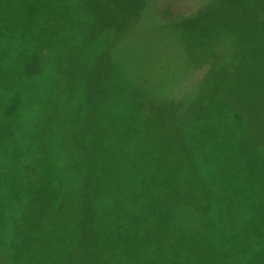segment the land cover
Here are the masks:
<instances>
[{
	"label": "rangeland",
	"instance_id": "374dc122",
	"mask_svg": "<svg viewBox=\"0 0 264 264\" xmlns=\"http://www.w3.org/2000/svg\"><path fill=\"white\" fill-rule=\"evenodd\" d=\"M111 2L0 0V264H264V113L227 111L259 73L224 65V0Z\"/></svg>",
	"mask_w": 264,
	"mask_h": 264
},
{
	"label": "trees",
	"instance_id": "16d2710c",
	"mask_svg": "<svg viewBox=\"0 0 264 264\" xmlns=\"http://www.w3.org/2000/svg\"><path fill=\"white\" fill-rule=\"evenodd\" d=\"M112 3L114 4L111 0H105V4L110 5V7H112ZM212 15L214 16V14ZM208 21L216 30L219 29V20L208 19ZM40 23L42 24L45 22L42 21ZM120 28L122 27L116 30L119 31ZM169 28V30L174 29V27L170 25ZM70 41L75 42L73 39H70ZM122 42L123 41L116 45L114 49L117 50L122 46L123 50H125L127 44H124L125 42L121 44ZM213 45L215 46V44ZM171 54L174 62V60L177 59L175 50H173ZM120 57V54L116 55L117 60H119ZM232 62H236L239 65H241L242 62L243 67L241 68H243L244 71H246V69H251L252 71L258 70L259 77L256 79V85L250 92H248L247 89H238V86L235 84L236 90H231L232 93L228 94L227 111L228 114H230L229 117L234 119L232 111L237 114H239V112H246V114H248L246 117L250 116V108H253L257 113H264V0H224V65L231 64ZM162 64L164 66L170 64L171 66V63L168 62L166 65L165 63H161L157 64L155 67L161 70L163 68ZM119 67L120 69H125V65ZM174 67L176 66L174 65ZM167 71L168 70H166V72ZM168 73L169 71L166 74L168 75ZM129 84L134 90V93L138 95V102L143 98L145 100L147 94L152 91V89H147V87L142 85L140 81H133ZM162 93L163 95L167 94L164 93V91ZM159 94H156V96L159 97ZM162 98L155 99V102L152 99L150 102L159 107L162 105V103H159ZM241 102L242 105H240ZM240 109H242V111H240ZM97 165L102 164L99 162ZM113 165L111 172L116 176V174H119L120 164ZM103 172L109 174V172ZM118 185V187L121 186L119 183ZM8 257L7 255L6 263L11 264V259Z\"/></svg>",
	"mask_w": 264,
	"mask_h": 264
}]
</instances>
